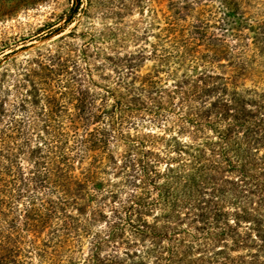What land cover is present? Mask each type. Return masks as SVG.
Returning <instances> with one entry per match:
<instances>
[{"label": "rangeland", "instance_id": "374dc122", "mask_svg": "<svg viewBox=\"0 0 264 264\" xmlns=\"http://www.w3.org/2000/svg\"><path fill=\"white\" fill-rule=\"evenodd\" d=\"M0 264H264V0H0Z\"/></svg>", "mask_w": 264, "mask_h": 264}, {"label": "trees", "instance_id": "16d2710c", "mask_svg": "<svg viewBox=\"0 0 264 264\" xmlns=\"http://www.w3.org/2000/svg\"><path fill=\"white\" fill-rule=\"evenodd\" d=\"M82 1L83 0H79V3ZM63 137L66 138V134ZM57 139L59 138L56 137L49 142L52 145L48 149V154L51 158L47 164L43 162V169L45 172L44 178L50 186L49 190L51 191V195L59 197L57 198V201L52 202L55 211L69 206V195L73 190L72 187L79 183V180L76 182L73 180L76 177L74 176V159L71 156L72 149L70 141L68 140L62 145V147H60V141H57Z\"/></svg>", "mask_w": 264, "mask_h": 264}]
</instances>
